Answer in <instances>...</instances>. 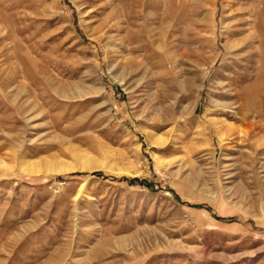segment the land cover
<instances>
[{"label": "rangeland", "instance_id": "374dc122", "mask_svg": "<svg viewBox=\"0 0 264 264\" xmlns=\"http://www.w3.org/2000/svg\"><path fill=\"white\" fill-rule=\"evenodd\" d=\"M242 2L0 0V264H264V0ZM84 157L106 164L56 169Z\"/></svg>", "mask_w": 264, "mask_h": 264}, {"label": "bare ground", "instance_id": "6f19581e", "mask_svg": "<svg viewBox=\"0 0 264 264\" xmlns=\"http://www.w3.org/2000/svg\"><path fill=\"white\" fill-rule=\"evenodd\" d=\"M239 2H241V3H244V2H242V1H250V0H238ZM253 1V0H252ZM236 2V1H235ZM234 2V3H235ZM237 3V2H236ZM241 7V6H240ZM243 8V7H242ZM251 8V7H250ZM243 9H245V8H243ZM254 9V8H253ZM242 11H244L243 13H246V12H248V14H249V16H250V14H251V10L249 11V10H247V8L245 9V10H242ZM253 11L254 10H252V13H253ZM239 13V12H238ZM236 15V14H235ZM257 19V18H256ZM256 27V26H255ZM239 94V93H238ZM158 138V137H157ZM163 137L161 136L160 138H158L159 139V141H161L160 139H162ZM154 139H155V137H154ZM163 140V139H162ZM154 141H156V140H154ZM89 155V154H88ZM87 156V155H86ZM81 159V158H80ZM83 159V158H82ZM97 160H95V162H94V159L92 158V157H84V159L83 160H79V162H78V165H72L71 163H59L58 164V168H56L57 170H60V171H70V170H73V168H75L76 166L78 167H80L81 169H83V168H88V167H95V168H98V166L99 165H102V166H105V160H103L101 163H98L97 165H96V162ZM101 161V160H100ZM94 163H95V165H94ZM109 165V164H108ZM26 166V165H25ZM108 167H112L111 169H113V165H109ZM50 169H54V165L53 164H50V167H49ZM94 168V169H95ZM100 168V167H99ZM27 171H30L31 173H33L34 171L36 172V171H40L41 170V168H40V165L38 164V163H35V164H28L27 166H26V168H25ZM91 169H93V168H91ZM116 169V168H115ZM121 169V168H120Z\"/></svg>", "mask_w": 264, "mask_h": 264}]
</instances>
